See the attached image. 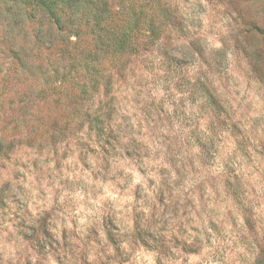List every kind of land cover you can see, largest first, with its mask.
Returning <instances> with one entry per match:
<instances>
[{"label":"rangeland","instance_id":"1","mask_svg":"<svg viewBox=\"0 0 264 264\" xmlns=\"http://www.w3.org/2000/svg\"><path fill=\"white\" fill-rule=\"evenodd\" d=\"M131 1L184 29L135 59L98 56L120 143L89 132L70 80L91 36H25L36 16L16 70L0 21V264H254L264 250V0ZM206 76L240 132L205 109Z\"/></svg>","mask_w":264,"mask_h":264},{"label":"trees","instance_id":"2","mask_svg":"<svg viewBox=\"0 0 264 264\" xmlns=\"http://www.w3.org/2000/svg\"><path fill=\"white\" fill-rule=\"evenodd\" d=\"M122 2L123 4L120 5L117 0H0V16H3L0 21L5 22L1 27L10 28L4 35L8 42L5 48L8 51L7 56L14 60V64H12L16 70L18 67L22 69L27 67L25 64L26 54L21 51L16 33L19 32V29L25 28L26 21L28 24L35 21L36 16L38 19L35 24L24 30L25 36L32 34L35 38L48 39L53 34L61 32L62 39L66 44L71 42L70 37L72 36L78 40H81L87 33L91 36L94 41L93 50L88 53L82 50L78 59L80 66L84 65L83 71L81 74L76 72L79 75L70 80L80 98L83 101L92 102L85 111V123L89 132H92L93 136L103 145L111 144L114 141L120 143L121 138L124 139L127 135H112L114 129L118 128V124L116 117L113 116L111 103L107 100L111 99L108 92L113 86L112 78L114 76L110 73L106 79L97 73L100 66L98 56L100 54L104 55V58L110 56V61L126 60L130 57L135 59L148 51L149 46L152 47L159 42L160 45L164 43L166 36L162 34L168 25L178 27L177 29L182 31L184 29V24L179 19L177 20L170 10L160 4L151 5L147 14L143 16L140 10L135 8L133 1L122 0ZM85 28L89 30L85 32ZM190 40L187 42L192 49H186L185 47L189 48V46L183 44L182 49L186 50L181 51H183L184 57L192 58L193 42ZM2 43L4 44L3 41ZM201 57L205 58L202 51ZM123 66L119 65L116 68L117 73L123 70ZM199 89L205 98L203 103L205 109L215 113L219 126L224 128L226 121L229 120V126L225 127L230 131V134L240 132L242 129L238 126L239 119H233L226 107L230 103L220 100L214 83L208 76L201 81ZM94 100H99L98 105H101L102 102L105 104L92 107ZM127 137L129 139V136ZM242 141L243 139H235L236 146L240 145ZM213 142V138L206 137L201 148L204 149ZM246 153L244 150V154ZM254 264H264V250L258 253Z\"/></svg>","mask_w":264,"mask_h":264}]
</instances>
